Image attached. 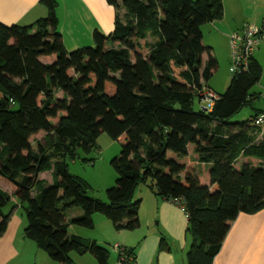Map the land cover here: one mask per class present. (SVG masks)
I'll list each match as a JSON object with an SVG mask.
<instances>
[{"label":"trees","instance_id":"obj_1","mask_svg":"<svg viewBox=\"0 0 264 264\" xmlns=\"http://www.w3.org/2000/svg\"><path fill=\"white\" fill-rule=\"evenodd\" d=\"M105 2L115 10L112 32H94L92 47L72 52L58 32L54 0H41L47 15L32 25L0 24V179L25 211V238L58 264H73L71 252L108 264L107 250L68 227L93 229L101 214L118 232L137 229L134 194L147 181L155 197L186 215V264H213L231 223L264 210V128L254 125L264 110L250 93L261 66L252 55L211 109L196 112L194 98L217 68L201 28L222 19V0ZM244 107L253 110L249 118L232 121ZM104 132L121 142L107 204L88 197L89 186L67 164L77 150H95ZM44 172L51 185L39 178ZM9 203L0 189V235ZM73 208L82 215L67 221ZM158 248L169 251L166 237ZM122 249L118 260L135 264L133 250Z\"/></svg>","mask_w":264,"mask_h":264},{"label":"crops","instance_id":"obj_2","mask_svg":"<svg viewBox=\"0 0 264 264\" xmlns=\"http://www.w3.org/2000/svg\"><path fill=\"white\" fill-rule=\"evenodd\" d=\"M54 1L58 32L67 52L92 47L94 45V32L104 35L112 32L115 10L105 0ZM246 1L249 2V0ZM46 15L47 10L41 0H0V24L4 26L23 27L32 25L37 20L45 18ZM243 19H228L227 11L224 10L221 20L202 26V45L211 48L212 51H217L222 46L229 48L230 35L243 26L249 25V23L243 22ZM251 19L252 17L249 18V20ZM253 57H255L254 54ZM47 59L48 61H42L53 60L52 57ZM206 60L207 56L203 55L201 58L202 66ZM205 87L215 93L209 86L206 85ZM57 97L61 98L62 94L58 93ZM44 173L51 175V172ZM44 173L39 175L40 179H43ZM46 183L51 185L52 177ZM0 189L10 196V203L17 204L12 185L0 179ZM152 200L158 209L160 226L169 242V251L171 250L173 253V256L161 254L163 256L161 263L178 264L180 259L182 264H186L185 255L190 248V241L186 240L185 236L187 219L183 209L175 202L164 201L157 197H153ZM71 210L65 214L67 221L82 215L79 210ZM25 227V221H15L13 216L8 217L6 230L0 235V264H57L39 250L32 241L25 238ZM77 228L71 224L68 227V234L83 238L82 231ZM156 243L157 237L154 234L148 243L145 242L141 247L143 248L141 253L148 258V264L156 254ZM135 259V264H137V256ZM213 264H264V210L254 215L240 214L231 223Z\"/></svg>","mask_w":264,"mask_h":264},{"label":"rangeland","instance_id":"obj_3","mask_svg":"<svg viewBox=\"0 0 264 264\" xmlns=\"http://www.w3.org/2000/svg\"><path fill=\"white\" fill-rule=\"evenodd\" d=\"M222 5L223 12L224 10L227 11L228 19L244 18L243 22H247L249 25L255 26L260 31L264 32V0H249L248 3L246 0H222ZM250 17H252L251 20H249ZM243 28L244 26L234 33H238V31H241ZM212 53L217 61V68L212 72L206 85L209 86L216 95H222L226 91L231 76L233 75L230 72V68L234 63L233 52L229 43V48L222 46L218 48L217 51H212ZM253 54L261 66L262 74L259 83L251 89L250 93L258 96L254 108L257 110H264V34L259 37L258 44L255 46ZM43 60L48 61L47 58ZM193 108L196 112L200 110V104L197 97L194 98ZM252 111L253 110L250 107H244L232 118V121L246 120L249 118ZM43 135V133L38 134L32 138L31 144L33 147L35 146L34 142L37 139H41ZM96 144L97 148L89 152L84 153L81 149L77 150L76 159L67 162L68 172L86 182L89 186V189L87 190L88 197L107 204L105 191L114 187L118 178L117 172L110 163L113 158L119 156L121 142L112 139L108 133L104 132L98 136ZM43 180L50 181V173H44ZM151 185V181H147L146 184L139 185L135 190L134 197L141 200L138 212L139 227L137 229L133 231L118 232L114 229L112 223L101 214H95L93 216V229L88 230L81 227L77 228L82 231L83 238L88 239L89 241L95 240L100 247L107 250L108 264H123L118 260L119 252L115 249L117 246L125 248L126 250L132 249L135 258L137 256V264H148V258L141 253L143 250L141 247L145 242L148 243L150 237L154 234L157 237L156 250L158 252L155 251L156 254H154L149 264H162L161 261L163 256H161V254L173 256L171 250L166 252L165 249L158 248L160 239L164 238L166 234H164V231L160 226L158 209L152 202V199L155 196L150 187ZM14 199L16 198L14 197ZM74 210L82 212L80 208H73L71 211ZM1 211L6 217L13 216L15 221L23 220L26 222L25 211L18 202L17 204L9 203L2 208ZM69 257L73 264H98L95 258L89 253L81 256L75 252H71ZM178 264H182L180 259L178 260Z\"/></svg>","mask_w":264,"mask_h":264},{"label":"built area","instance_id":"obj_4","mask_svg":"<svg viewBox=\"0 0 264 264\" xmlns=\"http://www.w3.org/2000/svg\"><path fill=\"white\" fill-rule=\"evenodd\" d=\"M260 37V30L252 25H245L241 31L234 33L230 36V46L233 52V65L230 68V72L235 74L241 70L247 68L249 59L252 57L254 48L258 44ZM200 108L203 110H210L213 102L217 99V95L207 88H203L198 93ZM254 125L264 128V115H259ZM115 249L123 253L121 247H115Z\"/></svg>","mask_w":264,"mask_h":264}]
</instances>
